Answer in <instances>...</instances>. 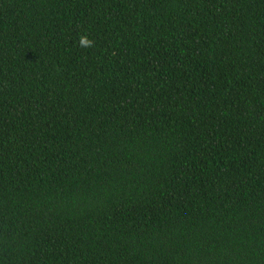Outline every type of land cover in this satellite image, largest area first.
Masks as SVG:
<instances>
[{"label":"trees","instance_id":"obj_1","mask_svg":"<svg viewBox=\"0 0 264 264\" xmlns=\"http://www.w3.org/2000/svg\"><path fill=\"white\" fill-rule=\"evenodd\" d=\"M0 264H264V0H0Z\"/></svg>","mask_w":264,"mask_h":264},{"label":"clouds","instance_id":"obj_2","mask_svg":"<svg viewBox=\"0 0 264 264\" xmlns=\"http://www.w3.org/2000/svg\"><path fill=\"white\" fill-rule=\"evenodd\" d=\"M79 44L81 47H91L93 45V41L82 35L79 39Z\"/></svg>","mask_w":264,"mask_h":264}]
</instances>
